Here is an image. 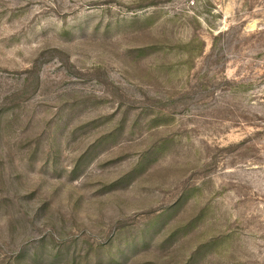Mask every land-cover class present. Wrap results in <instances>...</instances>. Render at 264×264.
<instances>
[{"label":"rangeland","instance_id":"1","mask_svg":"<svg viewBox=\"0 0 264 264\" xmlns=\"http://www.w3.org/2000/svg\"><path fill=\"white\" fill-rule=\"evenodd\" d=\"M0 264H264V0H0Z\"/></svg>","mask_w":264,"mask_h":264}]
</instances>
